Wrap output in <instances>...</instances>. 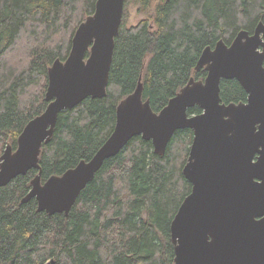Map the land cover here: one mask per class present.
Segmentation results:
<instances>
[{"label":"trees","instance_id":"obj_1","mask_svg":"<svg viewBox=\"0 0 264 264\" xmlns=\"http://www.w3.org/2000/svg\"><path fill=\"white\" fill-rule=\"evenodd\" d=\"M95 1L0 0V156L45 110L48 68L65 60ZM131 4L143 16L134 27L127 25ZM259 22L264 0H125L106 95L59 113L41 148V181L93 157L113 131L117 105L138 82L143 100L159 112L190 78H205L204 68L195 70L203 49L219 40L229 45ZM246 97L236 80L221 82L222 103ZM192 137L177 130L162 156L133 137L104 161L67 216L37 212L35 200L21 204L38 171L13 179L0 188V264H173L169 227L191 191L182 169Z\"/></svg>","mask_w":264,"mask_h":264},{"label":"water","instance_id":"obj_2","mask_svg":"<svg viewBox=\"0 0 264 264\" xmlns=\"http://www.w3.org/2000/svg\"><path fill=\"white\" fill-rule=\"evenodd\" d=\"M125 0H96L79 24L64 61L48 68L45 110L31 119L0 156V188L30 170L38 171L21 204L35 200L37 212L67 216L105 160L116 156L135 136L162 156L177 130L192 134L182 169L191 191L170 227L173 264H264V23L252 33L240 30L200 54L195 70L203 80L187 84L159 112L143 100V86L116 107L112 133L88 161L41 181L39 156L49 143L59 113L86 99L106 95ZM88 54V56H87ZM236 80L246 101L222 103L220 84ZM198 107L200 114L189 115Z\"/></svg>","mask_w":264,"mask_h":264},{"label":"rangeland","instance_id":"obj_3","mask_svg":"<svg viewBox=\"0 0 264 264\" xmlns=\"http://www.w3.org/2000/svg\"><path fill=\"white\" fill-rule=\"evenodd\" d=\"M143 16L137 12V7L135 4H131L128 8V20L127 25L129 27H134L138 22L142 20ZM85 20V19H84Z\"/></svg>","mask_w":264,"mask_h":264},{"label":"bare ground","instance_id":"obj_4","mask_svg":"<svg viewBox=\"0 0 264 264\" xmlns=\"http://www.w3.org/2000/svg\"><path fill=\"white\" fill-rule=\"evenodd\" d=\"M220 41V40H219ZM204 50V49H203ZM202 50V51H203ZM196 67V66H195ZM142 84V83H141ZM130 95V94H129ZM115 120H116V113H115ZM22 132V131H21ZM102 146V145H101ZM6 148V147H5ZM5 150V149H4ZM4 152V151H3ZM97 152V151H96ZM3 154V153H2ZM75 167V166H74ZM36 171V170H35ZM31 189V188H30Z\"/></svg>","mask_w":264,"mask_h":264}]
</instances>
